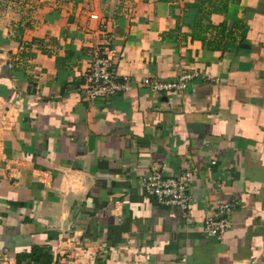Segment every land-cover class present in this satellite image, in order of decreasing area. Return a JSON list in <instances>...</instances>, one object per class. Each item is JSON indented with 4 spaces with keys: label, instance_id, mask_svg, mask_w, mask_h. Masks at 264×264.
<instances>
[{
    "label": "crops",
    "instance_id": "crops-1",
    "mask_svg": "<svg viewBox=\"0 0 264 264\" xmlns=\"http://www.w3.org/2000/svg\"><path fill=\"white\" fill-rule=\"evenodd\" d=\"M97 52L128 90L85 94ZM183 69L195 75L179 93L138 83ZM186 171L190 223L142 184ZM221 201L232 227L206 235ZM5 250L16 264H264V0H82L0 18Z\"/></svg>",
    "mask_w": 264,
    "mask_h": 264
},
{
    "label": "built area",
    "instance_id": "built-area-1",
    "mask_svg": "<svg viewBox=\"0 0 264 264\" xmlns=\"http://www.w3.org/2000/svg\"><path fill=\"white\" fill-rule=\"evenodd\" d=\"M98 19V15H91ZM195 75L194 71L183 69L180 75L174 80H162L157 76H145L138 83L149 89L153 94L165 92H182ZM86 83L83 85L85 94L90 99H109L120 92L129 89L130 80L128 77H119L111 66V57L108 53H96L89 69L86 72ZM213 164L216 161L212 162ZM193 176L186 171L180 176L164 177L160 172L149 174L143 181L144 190L156 196L158 204L162 206L179 207L183 210L187 223L191 217L186 213L191 200L189 194V183ZM234 202L221 201L210 206L206 213L203 224V232L206 235L222 238L232 227L231 215L234 210ZM264 256V254H263ZM0 264H16L14 257L8 251L0 253ZM60 264V263H55ZM249 264H262L261 257L256 256L250 259Z\"/></svg>",
    "mask_w": 264,
    "mask_h": 264
},
{
    "label": "rangeland",
    "instance_id": "rangeland-1",
    "mask_svg": "<svg viewBox=\"0 0 264 264\" xmlns=\"http://www.w3.org/2000/svg\"><path fill=\"white\" fill-rule=\"evenodd\" d=\"M73 0H0V18L9 22H23L62 8ZM61 5V6H60Z\"/></svg>",
    "mask_w": 264,
    "mask_h": 264
},
{
    "label": "trees",
    "instance_id": "trees-1",
    "mask_svg": "<svg viewBox=\"0 0 264 264\" xmlns=\"http://www.w3.org/2000/svg\"><path fill=\"white\" fill-rule=\"evenodd\" d=\"M74 2H79V1H82V0H73Z\"/></svg>",
    "mask_w": 264,
    "mask_h": 264
}]
</instances>
